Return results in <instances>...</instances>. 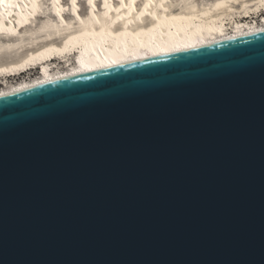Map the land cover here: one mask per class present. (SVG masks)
I'll list each match as a JSON object with an SVG mask.
<instances>
[{
  "label": "water",
  "instance_id": "1",
  "mask_svg": "<svg viewBox=\"0 0 264 264\" xmlns=\"http://www.w3.org/2000/svg\"><path fill=\"white\" fill-rule=\"evenodd\" d=\"M0 264H264V31L0 97Z\"/></svg>",
  "mask_w": 264,
  "mask_h": 264
},
{
  "label": "bare ground",
  "instance_id": "2",
  "mask_svg": "<svg viewBox=\"0 0 264 264\" xmlns=\"http://www.w3.org/2000/svg\"><path fill=\"white\" fill-rule=\"evenodd\" d=\"M263 12L264 0H0V77L42 68L0 97L263 32Z\"/></svg>",
  "mask_w": 264,
  "mask_h": 264
},
{
  "label": "rangeland",
  "instance_id": "3",
  "mask_svg": "<svg viewBox=\"0 0 264 264\" xmlns=\"http://www.w3.org/2000/svg\"><path fill=\"white\" fill-rule=\"evenodd\" d=\"M264 13V12H263ZM262 13V14H263ZM252 18V17H251ZM247 19V18H246ZM59 64V63H57ZM61 64V65H60ZM59 66H64L63 64L64 63H60ZM67 66V65H66ZM28 72V73H27ZM26 73H21V74H17L16 76L13 75V76H10V77H0V87L2 86V83H3V86L5 85L4 83L6 82L7 84H10L12 82H17L19 81L20 79H29V78H32V77H35L37 75H39V68H35V69H30L29 71H27ZM8 78V79H6Z\"/></svg>",
  "mask_w": 264,
  "mask_h": 264
}]
</instances>
